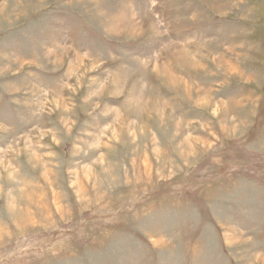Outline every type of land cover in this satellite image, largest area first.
<instances>
[{
    "label": "rangeland",
    "instance_id": "374dc122",
    "mask_svg": "<svg viewBox=\"0 0 264 264\" xmlns=\"http://www.w3.org/2000/svg\"><path fill=\"white\" fill-rule=\"evenodd\" d=\"M0 264H264V0H0Z\"/></svg>",
    "mask_w": 264,
    "mask_h": 264
}]
</instances>
